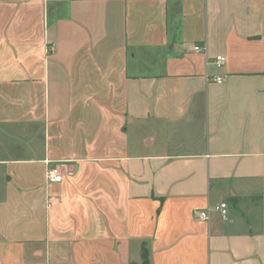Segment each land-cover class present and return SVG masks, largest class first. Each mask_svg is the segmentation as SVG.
<instances>
[{
  "label": "crops",
  "instance_id": "0c3cea01",
  "mask_svg": "<svg viewBox=\"0 0 264 264\" xmlns=\"http://www.w3.org/2000/svg\"><path fill=\"white\" fill-rule=\"evenodd\" d=\"M144 258L264 264V0H0V264Z\"/></svg>",
  "mask_w": 264,
  "mask_h": 264
},
{
  "label": "built area",
  "instance_id": "2783aa9c",
  "mask_svg": "<svg viewBox=\"0 0 264 264\" xmlns=\"http://www.w3.org/2000/svg\"><path fill=\"white\" fill-rule=\"evenodd\" d=\"M193 50L196 52H201L202 47L200 45H195V46H193ZM224 62H225L224 57H217L214 61V64H216L217 66H221ZM215 82L218 84H221L222 79L217 77V78H215ZM46 180L48 183H51V184L59 183L63 180V174L58 167H56V166L49 167V169L46 172ZM215 210L220 212L223 219H226V215H227L226 204H224V203L219 204L218 206L215 207ZM193 215L197 219H200V220H208V218H209L208 210L197 209L193 212Z\"/></svg>",
  "mask_w": 264,
  "mask_h": 264
},
{
  "label": "trees",
  "instance_id": "16d2710c",
  "mask_svg": "<svg viewBox=\"0 0 264 264\" xmlns=\"http://www.w3.org/2000/svg\"><path fill=\"white\" fill-rule=\"evenodd\" d=\"M144 262H145V264H146V260H145V258H144Z\"/></svg>",
  "mask_w": 264,
  "mask_h": 264
},
{
  "label": "rangeland",
  "instance_id": "374dc122",
  "mask_svg": "<svg viewBox=\"0 0 264 264\" xmlns=\"http://www.w3.org/2000/svg\"><path fill=\"white\" fill-rule=\"evenodd\" d=\"M141 264H145V262H142Z\"/></svg>",
  "mask_w": 264,
  "mask_h": 264
}]
</instances>
